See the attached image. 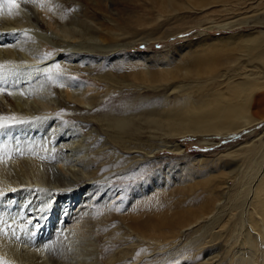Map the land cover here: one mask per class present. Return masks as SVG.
I'll return each mask as SVG.
<instances>
[{"label":"bare ground","instance_id":"1","mask_svg":"<svg viewBox=\"0 0 264 264\" xmlns=\"http://www.w3.org/2000/svg\"><path fill=\"white\" fill-rule=\"evenodd\" d=\"M118 2L109 3L110 15H125V7H117ZM245 2L168 0L172 13L164 21L170 25V20L186 10L209 5L218 7V13L224 12V8L235 11ZM89 9L83 0H0V264H101L105 247L109 250L106 264H135L140 260L141 264H156L151 260L152 253L166 251L189 227L202 225L204 220L209 224L197 242H191L187 254L166 256L160 264H186L187 260L219 264L213 262L218 255H212V251L227 244L240 245L239 257L235 249L226 251L231 258L238 257L230 264H254L258 259L264 264V31L228 34V41L210 43L195 56L180 59L179 55L180 60L172 66L169 62L171 67H164L167 69L159 74L156 70V76L154 68L150 74L143 71L147 76L137 74L140 67L136 69V65L141 61L136 59L143 55L138 51L127 69V77L136 85L152 82L144 85L151 90L162 85L171 88L172 103L165 105L170 100L168 93L163 97L164 105L145 106L138 112H117L100 105L101 100L96 94L90 95L87 86L77 85L74 74L80 71L94 77L98 69L94 78L115 86L118 82L112 69L103 70V57H119L120 50L136 41L166 39L171 33L155 37L143 34L142 29L157 28L159 18L142 21L135 14L126 15L125 26L141 29L138 32L124 31L113 23L103 26ZM231 15L226 16L227 21L215 19L213 27H239V21H233ZM241 21L248 26L247 21ZM254 22L264 25L263 19ZM126 34L130 40L118 43ZM47 44L55 49L50 57L41 53ZM224 64L234 73L224 72ZM171 82L176 83L168 84ZM44 93L50 98L54 94V102L49 103L47 98L32 100ZM178 97L181 99L173 102ZM86 107L96 108L100 116L91 114L73 122L67 114L74 110L90 113ZM93 121L98 126L92 128ZM260 125L261 131H257ZM243 132L248 137L245 144L234 152L219 154L213 161L206 160L219 168L207 181L213 184L214 195L207 198L210 204L201 207L197 219L174 225L165 245L160 243L162 239L156 231L169 229L192 215L180 208L173 214L160 213L155 229L145 225L155 216H150L152 203L157 205L162 195L153 199L151 181L154 179L157 187L161 182L167 184L173 169L166 165L152 169L150 163L146 167L148 174L126 188L112 186L113 175L106 172L107 167L119 168L132 161L121 158L120 148L126 153L138 149L141 133L153 139L147 143L146 157L135 155V165L127 172L133 173L139 164L152 161L156 151L169 145L181 151L169 137L190 134L203 139L230 138ZM107 142L112 143L111 163L104 159ZM151 171L154 172L150 174ZM145 214L148 216L142 221ZM112 216L118 217L119 225L111 226L100 236L99 228ZM223 231H228L225 237Z\"/></svg>","mask_w":264,"mask_h":264},{"label":"rangeland","instance_id":"2","mask_svg":"<svg viewBox=\"0 0 264 264\" xmlns=\"http://www.w3.org/2000/svg\"><path fill=\"white\" fill-rule=\"evenodd\" d=\"M83 1H85L87 3L88 7H90L89 11H90L91 15L96 19V21H98V23H100L103 26H112L110 23H113L114 26L117 25V27L119 26V28L123 29L124 31L138 32L141 29H130V28H127L125 26V21L127 19L126 15L127 14L128 15L129 14H131V15L135 14L139 18H141L142 21H148V20L159 18L160 25H158L157 28L142 29L141 32H143V34H145V35L152 34V36L155 37V36L165 35V34L171 33L169 36H167L166 39H156V40L143 39L141 41H136V42L132 43L131 46H126L123 50H120L121 55L119 57L118 56H116V57H109L108 56L107 58H109V59H107L106 57H103L102 58L104 60L103 70H107V68L112 69V76H113L114 80L118 82L115 86L110 87L109 85H107L105 83V81H97V78H94V77L98 75V72H99L98 69L95 70V73H93L94 77L93 76H90V77L86 76V74L84 75V73H81L80 71L77 72L76 74H74V78L76 80L77 85L83 84L84 86H87L88 90H89L88 93L90 95L96 94V96L99 98V100H101L100 105H102V106L104 105L106 110L110 109V110H115L117 112H122V111H126V110H130L131 112H138V111H141L142 108L145 106L152 107L154 104H155L154 106H159L161 104L164 105V103H166V102H164L165 98L163 99V97L168 95V93H170L169 94L170 100L165 105L172 103L173 94L171 93V88H168V87H165L162 85L161 88L159 87L157 89L151 90V88L145 87L144 85L152 84V82H150V83L149 82L139 83L138 85H136L137 83H135V82L133 83V81L129 77H127V73H128L127 69L131 65V60L132 61L135 60L136 56H138V51L142 52L143 55L140 56L139 58H137L138 60L136 59V62L139 63L141 61L143 66L140 65L141 63H139V64L137 63L139 66L136 65V69H138L140 67L139 71H141L140 73H138L139 71L136 70L137 74L138 75L140 74L139 76H141V74H142V76L143 75L147 76L148 74H144L143 71L145 73L149 72V74H150V73H153V68H154L155 73H153V74L156 76L157 73L159 74L160 71L165 70L168 67H171L173 65V63L177 62V59H179L180 56H182V58L180 57V59H183L186 55H187V57L195 56L198 53H200L201 50H203L202 48L204 46H207L210 43H224L225 41H228V39H229L228 34L232 35V33H237L238 31L239 32L243 31V33H245V34L249 33V32L264 31V25L256 24L254 22L258 19L264 20V18H263L264 17V13H263L264 12V0H258V1L257 0H249V1L246 0L245 4H243L242 6L240 5L241 7H239V9L238 8L236 9L237 11L236 10L230 11V10L224 8V12H222V13H220V12L218 13L217 12L218 7L212 6V5H209V6H206L203 8H199V9H195V10H186V12L184 14L177 16V18L174 19L173 21L170 20L169 21L170 25L164 21V20H168L171 13H172V11H170V8L167 7L168 0H117V1H119L117 7H119V6L125 7V9H124L125 15L123 14L124 16H122V15L119 16L116 14L110 15L108 13V11H110V6H109L110 4L109 3H111L112 0H101V2H100V0H83ZM173 1L177 2L180 0H173ZM67 4H70V1H68ZM236 4H238V3H236ZM259 4H260V6H259ZM241 9H243V10H241ZM252 9H254V11ZM227 11H229V14ZM225 12H227V13H225ZM223 14H224V16H222ZM231 14L234 15V18L232 19L233 21L234 20L239 21V22H236V23H240L239 27H237V26H235V27H224L225 29H223L221 27H213L214 26L213 22L215 19L217 21H227L228 17H226V16L232 17ZM209 16H213L212 17L213 19H210L211 21L208 18ZM216 20H215V22H217ZM241 20L247 21L248 26L241 24V22H242ZM229 21H231V20H229ZM120 40H118V43H120V44L126 43L127 41L130 40V35L126 34V36L125 37L123 36ZM49 46H50V44H47V46H43V50L41 53H43L44 56L50 57L51 53L53 51H55L54 48H51ZM185 47H187V48H185ZM117 48L120 49L119 47H117ZM135 53H137V54H135ZM122 55H124V56H122ZM131 55L134 56V58ZM153 55H154V57H153ZM130 56H131V58H130ZM164 56L166 58H164ZM120 57H122V58H120ZM168 57H170V58L168 59ZM114 58L117 60H115L113 62ZM108 60L110 63L108 62ZM152 60H154V61H152ZM173 60H176V61H173ZM77 62L78 61H75L74 63L76 64ZM107 62L109 63V65ZM169 62H170V64L172 63L171 66H169L170 65ZM164 67H167V68H164ZM145 68H146V70H144ZM162 68H164V69H162ZM64 69H65V67L60 72H63ZM140 69H143V70H140ZM223 69H224V72H226V73H234V71L230 67H227L226 64H224ZM156 70L158 71L157 73H156ZM57 74H59V73H57ZM51 80H52V78H51ZM47 81H50V80H47ZM106 81L112 82L110 79H107ZM54 83H56V82L54 81ZM172 83H176V82H171L168 84H172ZM141 84H143V85H141ZM153 84H155V83H153ZM168 84H164V85H168ZM48 87H50V86H48ZM113 87H115V88H113ZM55 88L57 90H59L58 86H55ZM45 95H46L45 93L44 94H38L32 100L42 101L45 98H47L49 103L54 102L52 97H54L56 95V92H55V95L54 94L51 95L52 96L51 98L49 96H45ZM60 99L63 100L61 97H60ZM102 99H104V100H102ZM177 99H181V97L174 98L173 102L176 101ZM158 101H160V103H158ZM85 110H90V113H86L84 111L74 110L73 112H71V113L69 112L67 114H69L68 116L73 117V119H72L73 122H74V120H76V118L83 119V116L84 117L90 116L91 114L93 115V117H99L101 114V113L97 114L96 108L91 109L90 107H86ZM93 112H95V114ZM74 116H76V117H74ZM90 126L92 128H94L95 126H98V123L96 121H93V123H91ZM260 127H261V125L258 126L256 130L261 131ZM86 132L87 131H85V133ZM142 134L143 133H141L140 137L138 138V139H140V138L142 139V140L140 139V141H139L140 146L138 147V149L134 148V149L129 150V152L126 153L125 149L120 148L121 158L124 157V160L129 158L132 161H129L127 163H123V167H119V168L114 167L112 169L111 166L109 168L107 167V170H109V171L106 170V172H109V175H113L112 178H110L112 186L126 188V187H128V185H131L132 183L137 182L144 175L148 174V170H146V167H149L150 163H151L150 167L152 169H156V168H158L160 166H164V165H166V168H168V169H171V170L173 169L172 171H174V172L172 173V175H170V179L171 180L175 179L174 181H171L169 179V182L167 184L166 183L163 184V182H161L160 187L156 186L154 179L151 181L152 182V184H151L152 191L150 192V194L153 195V199L156 198L157 196H159L160 194H162V195L160 196L157 205H156V203H152L153 206L150 208V210L152 211L153 214H150V216H153V215H155V216L145 225H147L149 228L151 227V228L155 229L154 223L156 222L157 216L160 213L166 212L167 214H173L175 212H179L180 208L183 209L182 212H186V213L192 214V215L185 220L176 222L169 229L164 228V229L156 231L155 234L156 235L160 234L159 238L162 239L160 243L164 244L169 239L170 235L172 234V227L174 225L186 224L191 219L192 220L197 219L200 216L201 207H203L204 205L209 203L208 202L209 201L208 199H210L209 197H212L211 195H214L213 191H211L212 190L211 186H213V184L211 183L212 179H211V182H209L212 185L208 184L207 181H209V179L212 176H214L218 173L219 168H215L213 166L214 163L213 162L209 163V161H213L221 153H222V155H224V153H226V151L234 152L235 150H237V148L240 145H243L247 142L248 137H247L246 133H244V132L241 134V136L236 135V136L230 137V138L221 137V138H215V139L214 138L203 139V138H200L197 136H192L190 134L185 135V136H181L178 138L169 137L168 140L172 141L174 144L176 143L177 145H179L181 148L180 149L181 151L172 149L171 146L169 145L168 148H162L161 150L156 151L155 152L156 156L155 155L152 156V157H154L152 161H149L147 164H139L140 166L139 165L138 166L140 168L138 166H136L135 169L136 168L137 169L136 170L134 169L133 173L127 172L129 170L130 166L135 165L133 163L137 160L136 156L139 157V156L143 155L144 157H146V151L149 150L148 144L151 143V140L153 138L147 139L148 134L147 133H145L143 135ZM154 138H156V137H154ZM111 144H112L111 142L110 143L107 142V146H105V148H104V149H107L106 154L104 155V159L106 158L105 160H108L107 162H109V163H111L113 160L112 156L110 155V146H112ZM141 148H144V149H141ZM95 150H96V148L92 149L91 151L95 152ZM134 152H137V153H134ZM125 156H127V157H125ZM202 157H204V158H202ZM138 159H140V158H138ZM165 159H167V160H165ZM173 159L176 162H174ZM199 159H201V160H199ZM208 159H209V161H206ZM154 161H156L157 167H156V163ZM167 162H168V164L170 163L171 165H168ZM120 163H121V161H120ZM175 164H177L178 166ZM185 165L188 166V168L185 169ZM206 166H209V167L206 168ZM169 167H172V168H169ZM175 167H176V169H175ZM189 167H190V170H189ZM204 167H205V169H204ZM63 168L66 170L68 168V166L65 165ZM192 168H193V170H192ZM119 169H121V170H119ZM177 169H178V172L176 171ZM213 169H216V171H212ZM114 170H115V172L113 173L112 171H114ZM203 171H205V174ZM206 171H207V173H206ZM134 172L136 173V175ZM153 172L154 171H151L150 174H152ZM186 172L187 173L190 172V173H188V175H186L187 174ZM174 174L175 175L177 174V175L175 176ZM189 174L191 176H189ZM179 176H180V178L183 176L184 177L181 179H177ZM147 181L150 182V179H148ZM119 183L123 186H121ZM198 183L200 186L198 185ZM200 183H202V184H200ZM203 183L206 184V186L203 185ZM193 185L196 187L193 188ZM206 192H208V193H206ZM209 193H210V196H207ZM189 197L190 198L192 197V198L189 199ZM147 216H148V214H145L144 216H142L141 217L142 221H144L147 218ZM208 224H209V222L204 220V223L202 225L189 227L185 232H183L184 235L182 233L179 238H176L177 242L175 241L174 244L172 243L169 245V247L166 248V251L165 250H158V251H155L154 253H152L151 254L152 262H155L156 264H160V263H163L162 260L164 261L165 258L167 259L168 257H173V256H176L179 254H184V253L187 254L188 250H190L192 248L191 242L192 241L195 243L197 242L196 239L198 238L200 233H202L203 230L208 226ZM102 225L103 226L99 228V235L100 236H102L103 233H107V229H108V231H110L111 226L116 225V227H117V225H119V219L116 216H112L107 221V223H104ZM120 229L122 231H124L121 227H120ZM223 232H224L223 236L225 237L228 234V231H223ZM218 242H221V241H218ZM228 243H230V242H228ZM183 244H184V246H182ZM214 245L216 246V243H214ZM206 247H208V246H206ZM168 249L170 252L168 251ZM183 249H185V250H183ZM228 249H235L234 251H235L236 255L239 257L240 245L236 244V245L231 246V245L227 244L225 246H222V247L212 251L213 252L212 255H215V254L218 255V256L214 257L213 262L216 261V262H219V264H230L234 257L231 258V255L226 254V251ZM230 253H231V251H230ZM108 254H109V250H108V248L105 247L104 252L102 253L101 264H106ZM173 254H175V255H173ZM233 255H234V253H232V256ZM166 256H168V257H166ZM237 258L235 257L233 260H235ZM141 261L142 260L137 261V262H135V264H141ZM118 262L119 261L115 262L114 264H117ZM187 262L188 263H186V264H198V262H196V261L192 262V260H187ZM260 263H261L260 259H258L257 261H255L254 264H260ZM142 264H145V263H142Z\"/></svg>","mask_w":264,"mask_h":264},{"label":"snow or ice","instance_id":"3","mask_svg":"<svg viewBox=\"0 0 264 264\" xmlns=\"http://www.w3.org/2000/svg\"><path fill=\"white\" fill-rule=\"evenodd\" d=\"M10 95H11V93H9ZM0 126H2V125H0Z\"/></svg>","mask_w":264,"mask_h":264}]
</instances>
